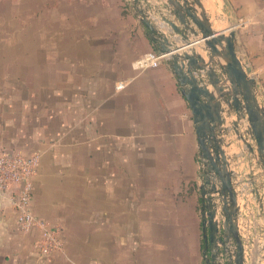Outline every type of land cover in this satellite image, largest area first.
Masks as SVG:
<instances>
[{
    "label": "crops",
    "instance_id": "1",
    "mask_svg": "<svg viewBox=\"0 0 264 264\" xmlns=\"http://www.w3.org/2000/svg\"><path fill=\"white\" fill-rule=\"evenodd\" d=\"M201 1L213 28L234 26L264 105V0ZM15 25L16 35L0 36V149L39 155L31 207L61 227L64 247L42 257L40 231L18 229L0 192V264H207L193 116L167 59L137 65L157 44L136 9L18 0ZM225 136L246 264H264V214L252 194L253 182L264 190V171L231 128Z\"/></svg>",
    "mask_w": 264,
    "mask_h": 264
},
{
    "label": "water",
    "instance_id": "2",
    "mask_svg": "<svg viewBox=\"0 0 264 264\" xmlns=\"http://www.w3.org/2000/svg\"><path fill=\"white\" fill-rule=\"evenodd\" d=\"M126 2L150 29L155 51L170 62L193 116L202 159L199 189L204 259H211V264H246L240 197L224 139L231 128L264 171V105L257 97L255 77L237 55L234 26L227 34V29L213 28L201 0ZM156 17L170 27L168 32L157 24ZM186 45H190L188 51H178ZM199 49L205 50L207 59ZM250 178H254L253 172ZM252 194L263 215L264 190L253 182Z\"/></svg>",
    "mask_w": 264,
    "mask_h": 264
},
{
    "label": "built area",
    "instance_id": "3",
    "mask_svg": "<svg viewBox=\"0 0 264 264\" xmlns=\"http://www.w3.org/2000/svg\"><path fill=\"white\" fill-rule=\"evenodd\" d=\"M164 58L165 55L151 50L137 61V65L143 68L157 67ZM125 85V81H119L116 87L122 89ZM39 163L38 154L26 155L0 149V192L10 194L18 229L29 232L34 229L40 231L37 247L42 257H49L63 250L64 239L59 225L37 216L31 207Z\"/></svg>",
    "mask_w": 264,
    "mask_h": 264
},
{
    "label": "rangeland",
    "instance_id": "4",
    "mask_svg": "<svg viewBox=\"0 0 264 264\" xmlns=\"http://www.w3.org/2000/svg\"><path fill=\"white\" fill-rule=\"evenodd\" d=\"M17 20L18 0H0V36L16 35L18 32V26L15 25Z\"/></svg>",
    "mask_w": 264,
    "mask_h": 264
},
{
    "label": "flooded vegetation",
    "instance_id": "5",
    "mask_svg": "<svg viewBox=\"0 0 264 264\" xmlns=\"http://www.w3.org/2000/svg\"><path fill=\"white\" fill-rule=\"evenodd\" d=\"M221 238V235H217V239L219 240ZM210 256V255H209ZM210 258V257H209ZM210 262H208L207 264H211V259H209Z\"/></svg>",
    "mask_w": 264,
    "mask_h": 264
}]
</instances>
